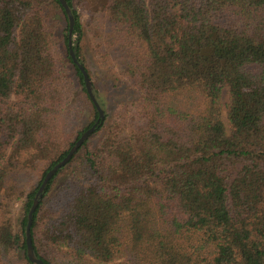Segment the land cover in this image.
<instances>
[{
	"label": "trees",
	"instance_id": "1",
	"mask_svg": "<svg viewBox=\"0 0 264 264\" xmlns=\"http://www.w3.org/2000/svg\"><path fill=\"white\" fill-rule=\"evenodd\" d=\"M66 1L72 46L60 0H0V264H34L35 196L98 121L39 200L37 258L264 264V0Z\"/></svg>",
	"mask_w": 264,
	"mask_h": 264
},
{
	"label": "water",
	"instance_id": "2",
	"mask_svg": "<svg viewBox=\"0 0 264 264\" xmlns=\"http://www.w3.org/2000/svg\"><path fill=\"white\" fill-rule=\"evenodd\" d=\"M62 6L64 7L68 17H69V21H70V32H69V38H70V46H72V31H73V26H74V18L71 12V9L67 3L66 0H60ZM71 55L75 61V63L79 66L80 70L82 71L85 81H86V87L88 89V92L93 100V102L95 103L97 109L100 112V118L103 120L104 119V113L103 110L101 109L95 95L93 92V88H92V82L91 79L89 78L87 72L85 71L84 67L77 61L75 54L73 51H71ZM99 121L89 130H87L82 137L76 142V144L71 148L70 152L68 153V155L60 162L58 163L51 171H49L47 173V175L45 176L41 187L37 193V195L35 196V199L33 201V205L29 211L28 214V223H27V228H26V243H27V255L29 260L34 263V264H45L42 260H40L39 258H37V256L35 255L34 252V248L32 245V239H31V227H32V223H33V214L36 210V208L38 207L39 204V200L42 197V194L47 186V184L49 183V181L53 178V176L57 173V171L59 169H61L63 166H65L67 163H69V161L71 160V158L73 157V155L79 150V148L84 144V142L91 136V134L95 131L96 126L98 125Z\"/></svg>",
	"mask_w": 264,
	"mask_h": 264
},
{
	"label": "rangeland",
	"instance_id": "3",
	"mask_svg": "<svg viewBox=\"0 0 264 264\" xmlns=\"http://www.w3.org/2000/svg\"><path fill=\"white\" fill-rule=\"evenodd\" d=\"M91 2L93 3V4H95V3H97L96 1L95 2H93V0H91ZM126 94V93H125ZM128 94V93H127ZM121 95H124L123 93H118V94H115V97L116 98H119ZM228 102H229V95H228V92L225 90V92H224V95H223V105H224V118L226 119V112H227V109H226V105L228 104ZM19 208H20V205H19V203H17L16 205H15V207H14V209L15 210H19Z\"/></svg>",
	"mask_w": 264,
	"mask_h": 264
}]
</instances>
